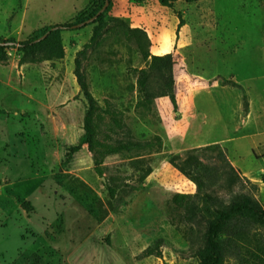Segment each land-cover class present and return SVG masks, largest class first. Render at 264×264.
I'll list each match as a JSON object with an SVG mask.
<instances>
[{
    "label": "rangeland",
    "instance_id": "374dc122",
    "mask_svg": "<svg viewBox=\"0 0 264 264\" xmlns=\"http://www.w3.org/2000/svg\"><path fill=\"white\" fill-rule=\"evenodd\" d=\"M99 2L0 0V40L22 42L50 26L76 25ZM176 11L183 19L178 31ZM103 19L83 53L92 22L61 29L63 59L19 65L14 47L0 64V264H198L210 208L199 201L195 222H185L172 196L196 187L168 157L209 144L218 143L250 182L216 192L218 201L246 193L264 205V0H178L171 8L157 0H109ZM130 28L144 32L150 54H171L176 112L167 97L155 99L156 114L135 111L129 69L147 63ZM76 57L98 103L109 99L122 112L124 131L156 135L159 148L111 155L99 176L83 146L60 168L67 146L83 133L87 109ZM101 128L102 138L112 134ZM198 153L204 162L215 155ZM131 157L151 173L114 207L104 182L110 175L133 181ZM156 241L159 255H143Z\"/></svg>",
    "mask_w": 264,
    "mask_h": 264
},
{
    "label": "trees",
    "instance_id": "16d2710c",
    "mask_svg": "<svg viewBox=\"0 0 264 264\" xmlns=\"http://www.w3.org/2000/svg\"><path fill=\"white\" fill-rule=\"evenodd\" d=\"M99 1L98 6L89 13L85 20L95 15L106 0ZM157 1L162 7L171 8L173 2L178 0ZM103 12L92 22L94 26L89 42L77 54L83 53L101 34L105 25ZM176 14L179 18L178 31L183 25V19L179 11H176ZM73 25L50 26L42 29L34 38L22 42H15L11 39L0 40V64L7 62V50L14 47L21 52L19 65L28 62L39 63L44 59H63L64 50L59 36L62 28L58 26L69 28ZM128 32L136 40L142 58L147 63L143 67L129 69L135 77V111L142 115L156 114L155 99L157 97H167L173 111H177L171 54H150L144 46L147 40L144 32L136 28H130ZM53 35L56 37L51 40ZM43 44L48 45L42 49ZM40 50L43 51L42 54H39ZM74 64V75L87 101V109L83 116V133L75 144L67 146L60 168H66L74 154L83 146L91 153L94 171L99 176L107 170L108 167L104 161L111 155H124L132 151L152 150L155 146L160 147V139L156 135L149 134V138L139 139L131 136L127 130L124 131L122 112L109 99L103 100V104L100 105L89 91L84 75L79 72L77 57L74 59ZM103 124L112 133H105V138L101 137ZM200 151L215 152L213 160L204 162L198 153ZM130 162L137 171L133 181L126 182L119 176L110 175L104 182L110 200L115 202L114 207L121 204L124 196L136 189V184L141 183L151 173L150 166L146 165L143 159L131 157ZM168 163L193 182L196 187L193 194L172 196L174 204L182 210L185 222H195L199 201L204 202L205 209L210 208L208 217L204 219L205 229L202 231V247L198 253V264H226L230 260L232 264H264V230H261V226L264 225V205L258 206L254 199L246 193L232 196L226 204L218 201L216 192L229 190L238 184L250 183L240 170L231 164L225 150L218 143L209 144L188 151L183 158L170 155ZM61 177V174H56L54 179L61 184ZM158 246L159 241H156L154 246H149L143 251V255H159Z\"/></svg>",
    "mask_w": 264,
    "mask_h": 264
},
{
    "label": "water",
    "instance_id": "95a60500",
    "mask_svg": "<svg viewBox=\"0 0 264 264\" xmlns=\"http://www.w3.org/2000/svg\"><path fill=\"white\" fill-rule=\"evenodd\" d=\"M107 4H108V1L106 0L105 3H104V5L102 6V8L95 15H93L92 17L88 18L87 20H85L83 22H80V23H78L76 25H73V27H80V26L85 25L87 23L93 22L97 18V16L104 11V9L106 8ZM58 27L63 28L62 26H58ZM8 43L9 44H12V42H8ZM1 44H4V43H1Z\"/></svg>",
    "mask_w": 264,
    "mask_h": 264
},
{
    "label": "crops",
    "instance_id": "0c3cea01",
    "mask_svg": "<svg viewBox=\"0 0 264 264\" xmlns=\"http://www.w3.org/2000/svg\"><path fill=\"white\" fill-rule=\"evenodd\" d=\"M177 102V101H176ZM174 112H176V111H174Z\"/></svg>",
    "mask_w": 264,
    "mask_h": 264
}]
</instances>
